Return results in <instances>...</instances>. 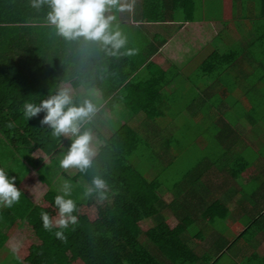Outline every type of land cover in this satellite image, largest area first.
<instances>
[{
    "label": "trees",
    "instance_id": "16d2710c",
    "mask_svg": "<svg viewBox=\"0 0 264 264\" xmlns=\"http://www.w3.org/2000/svg\"><path fill=\"white\" fill-rule=\"evenodd\" d=\"M139 1L135 4L134 0L131 12L112 8L106 13V16L115 17L112 25L128 18L132 34L145 39L137 41L146 43L141 54L129 57L111 55L110 46L106 48L99 42L83 38L66 40L58 35L56 27L47 19L51 11L47 4L37 10L31 6V0H0V121L12 126L10 130L0 126V137H4L12 148H17L13 157L8 156L10 162L21 163L14 171L10 164L4 165L0 161V168L11 178L28 162L42 181L48 178L53 183L61 175L71 186L77 211L81 208L92 211L98 206L103 209L99 216L106 218L103 222H93L83 210L78 222L69 230H63L67 237L65 241L57 239L55 232H51L55 228L44 229L42 213L29 218L32 238H45L47 242L57 244L37 257L33 264H51L53 252L56 255L63 253L66 264L77 260L83 264H200L202 260L206 264H218L236 243L242 239L251 241L261 232L264 211L234 240L222 235L225 246L219 253L201 254L193 246L194 242L199 244L205 239L202 226L213 220H220L222 225L229 221L232 210L226 199L230 200V194H242L243 204L249 201L256 210L264 201V125H260L264 124L262 35L258 34L251 42L240 41L238 46L229 47L221 31L214 40L217 46L210 44L202 50H191L179 57L177 63L165 56L159 57L167 42L162 38L155 39L146 25L201 22L204 15H209L206 11L212 9L211 2ZM234 2L233 11L242 16L248 14L252 4L264 18V0ZM258 27L264 28L263 25ZM127 48L128 45L119 52L123 53ZM157 58L164 61L156 62ZM194 61L196 64L192 65ZM185 83L186 88L183 87ZM169 87L172 96L166 93ZM61 90L69 91L76 106L90 100L96 111L106 106L115 107L119 117L129 118L123 120L127 124L117 123L116 131L107 137L97 133L91 119L96 111L81 123V133L89 131L101 141L91 167L84 172L62 170L55 161V154L67 140L65 136H54L49 126H41L45 113L29 120L23 114L24 103L39 105ZM181 104L184 109L177 112L187 115L190 122L193 117L188 115L192 112L194 121L200 123V131L195 132H199L198 137L204 140L201 148L213 150L212 144L218 143L224 154L218 159H213L210 152L202 155L174 183L170 196L162 179L151 176V172L157 168L155 174L169 170L184 148L176 137L182 130L177 124L178 118L168 119L172 116L171 108ZM254 113L259 120H255ZM140 117H144L142 128H132L131 120ZM246 123L258 136V139L253 137L257 142L256 153L242 139L248 133ZM206 134L214 138L212 142L207 141ZM14 139L17 140L15 144L12 143ZM242 146L248 151L244 148L241 151ZM36 150L42 151L41 158L33 157ZM21 156L27 158L26 162ZM250 157L254 160L250 161ZM49 159H54L51 161L56 167L53 174H49L50 164H45ZM142 159L152 163L149 174L153 179H148L139 169ZM252 166L259 169L258 174L244 184L242 176ZM97 176L108 184L104 199H100L97 191L85 196L86 189L92 187V180ZM221 181L224 186L219 187L217 184ZM58 194L60 191H52L46 200L53 207ZM80 194L83 197L77 200L76 195L80 197ZM168 211L179 221V226L184 227V232L172 230L164 215ZM147 221L154 224L146 230L143 224ZM255 262L264 264V258L257 256Z\"/></svg>",
    "mask_w": 264,
    "mask_h": 264
},
{
    "label": "crops",
    "instance_id": "0c3cea01",
    "mask_svg": "<svg viewBox=\"0 0 264 264\" xmlns=\"http://www.w3.org/2000/svg\"><path fill=\"white\" fill-rule=\"evenodd\" d=\"M234 1L235 0H216V3L220 4V11L224 12L226 16L230 17V13L231 11H233V6L235 3ZM139 2L140 1L137 0V4ZM250 6H253V8H251V10L249 9L250 11L247 15L242 16V14L238 12V18L245 20L240 23L247 24L249 28V31L245 35L244 39H240L237 36L238 41L251 42L252 40H255L256 37H258V34L262 35L264 39V28L262 29L261 27H258L261 25L264 26V18L261 17L260 10L255 8V5L251 4ZM229 8L230 10H228ZM240 10L241 8L239 9V11ZM204 17L207 18V15H204ZM221 19H224L222 17V14L221 16L217 14L215 20L209 18L206 20L204 19L201 22H188L183 25L179 22H168L152 23L147 24L146 26L151 29L150 32L154 35L155 39L162 38L167 42L166 45L163 47L162 51H164V56L167 59L173 61L175 58L181 57L179 55V52L181 51L180 46L173 48L170 45L172 39L177 38L178 35H184L182 37V41H188V39L190 38L189 36H191V38L197 37L193 39L192 43L190 42L192 50H202L210 44H213L215 38L221 35V31L223 32V38L225 39V42H227V40H232L230 38L228 39V37L230 36L228 35V26H224L229 21H222V23L226 22L223 25L221 24V22H219ZM231 22L237 23V21H230V23ZM217 24L221 25V31L219 33L216 29ZM224 32L226 33V35H224ZM247 38H249V41H247ZM189 52H191V50L188 51L186 54H188ZM168 89L166 93H168L169 96H172L170 87ZM253 134L254 138H258L256 132H254ZM71 137L72 136L70 135L69 138ZM65 138L69 139L66 136ZM248 144L253 149V153H256L257 150L255 146L250 143ZM26 163L28 164V162ZM58 163L60 165V162ZM24 167L27 168H24L26 171L24 170L23 172H19L17 174V176L19 177L16 178L15 182V186L22 192L19 202L15 203L12 207H4L3 205H0V264H29V259H33V264L37 260V257L43 256V254L48 253L45 251V249L44 252L43 250H39L42 252L38 253L36 256H34L35 254L32 253L35 252L37 248L36 246H33V244H36V242L33 241L34 238L31 237L28 219L43 212H47L50 217L51 215H53V218H56L54 217L55 214L50 213L51 211L48 208L49 203L45 199L46 194H49V190L45 187L42 180L38 178L35 168L30 169V167H27L26 165H24ZM252 167H255L257 169L256 174H258L259 169L256 166ZM61 169L68 170L63 168ZM20 171H22V169ZM248 172L249 170L245 172L242 176V181L244 184H248L252 177L256 175L251 173V177H247L246 174H248ZM64 183V177L60 175L57 180L52 183L53 190L51 191H55V185H61L63 187ZM222 184L223 181L218 182L217 185L219 187H222L224 186V184ZM34 185L37 186V189H34ZM241 200L243 201V197L240 193H236L235 195L230 194V200L226 199L227 203L230 205L232 210L231 218L227 223L222 225L220 223V220H213L209 224L202 226V233L205 236V239H202L199 244L197 242L193 243V246L198 249L201 254L204 249L210 251L211 249H213L214 251H217V253H219L225 246V239H229L230 241L234 240L245 230L248 224L252 223L251 220L253 218L257 217L260 212L264 211V201L263 203L261 201L262 206L260 207V209L256 210L249 205V201L246 205H244L243 203L245 202H242ZM103 218L105 217L101 215L99 216V219H101V221L99 219H94L92 221L103 222ZM262 220L264 221V219H261L260 228L262 229L261 232L258 233L257 238H249L251 241L248 242L245 239H242L240 242L236 243L231 250L228 251V253H230L232 250H235V261L237 259H243L244 263L246 264H254L253 262L257 256H259L260 258H264V222H262ZM216 222L217 224L219 223L218 226L215 228L212 227ZM172 225L173 224H170L171 228L176 227V225ZM210 228H212L213 231ZM177 229L174 230L172 228V230L177 233L184 232V227H181L180 231H177ZM181 230L183 231L181 232ZM222 235L225 237V239H223ZM5 236L7 237L4 240ZM18 238H20L19 241L15 242ZM1 242L4 244H2ZM147 244L148 246H150L151 243L149 242ZM39 245H41V243H39ZM64 256L63 253H58L56 258H51V264H66L67 259L65 258L66 256ZM71 264H83V262L81 260H77Z\"/></svg>",
    "mask_w": 264,
    "mask_h": 264
},
{
    "label": "clouds",
    "instance_id": "9594fccd",
    "mask_svg": "<svg viewBox=\"0 0 264 264\" xmlns=\"http://www.w3.org/2000/svg\"><path fill=\"white\" fill-rule=\"evenodd\" d=\"M47 4L51 11L47 15L50 24L57 29L58 35L66 40L83 38L85 41L99 42L106 48L110 46L111 55L134 56L138 49L127 48L123 53L119 50L126 48L128 38L121 31L112 30V15H107L112 8L119 11L131 12L134 0H31V6L39 10ZM96 111L90 100H85L82 105L73 104L68 90H61L55 95L49 96L39 105L26 102L23 105V114L29 120L37 117L41 112L45 113L40 121L41 126L47 125L53 130L54 136H74L75 139L67 154L60 161L63 169H78L81 172L89 169L92 158L95 155L92 149V134L89 131L81 133V123L88 120ZM16 178L9 177L3 168H0V205L12 207L19 202L22 192L15 186ZM108 184L99 176L92 180V187L86 189L85 196H91L93 191L100 194V199L105 198ZM62 194L55 197V207L58 209V218L50 217L47 212L41 214L45 230L54 227L61 229L55 232L57 239L65 241L67 237L64 229L78 222V217L73 215L77 211L76 203L66 198L71 194V186L65 181L60 189Z\"/></svg>",
    "mask_w": 264,
    "mask_h": 264
},
{
    "label": "rangeland",
    "instance_id": "374dc122",
    "mask_svg": "<svg viewBox=\"0 0 264 264\" xmlns=\"http://www.w3.org/2000/svg\"><path fill=\"white\" fill-rule=\"evenodd\" d=\"M207 2H211L209 4H211L210 6L212 7L213 10L210 9L209 11H206L207 13H209V15H207V18L205 17V20L209 19V18L215 20L216 17H217V14L220 15V16L222 14V17L224 19H221L219 22H221V24L224 25L226 22L222 23V21H229L227 24L224 25V26H228V31H229L228 35H230L228 37V39L229 38L232 39V40H227L228 46L229 47H236L239 44H241L240 41H238L237 36L240 39H244L245 35L249 31V28H248L247 24L240 23V22L245 21V20L241 19V18H238V11H231L230 17H228V16L225 15L224 12L220 11V9H221L220 8V4L216 3V0H207ZM136 3H137V0H135V4ZM228 10H230V8ZM227 15H228V11H227ZM125 18H127V17H125ZM127 19L125 21H122V23H121V21L120 22H118V21L115 22L112 25V29H113V31L119 30V31L122 32V34L127 36V38H128V44H127L128 48L138 49V53L137 54H141L140 52H141V49L143 48L142 46H144V44H146V43L145 42H140L139 43L137 41H145V39L143 37H139L138 35L132 34V31H130L131 28H130V25H129L130 21H127ZM230 21H237V23L231 22V23L234 24L233 25V24L230 23ZM216 29H217V31L219 33L221 31V25L217 24L216 25ZM224 35H226L225 32H224ZM183 36L184 35H178L177 38L172 39V41L170 42V45L173 48L180 46V50H181L179 52L180 56H183L188 51L192 50L190 42L192 43L193 39L197 38V37L191 38V36H189L190 38L188 39V41H186V40L182 41V37ZM214 44H216V43L214 42L212 45H214ZM214 46H217V45H214ZM198 50H200V49H198ZM163 56H164V51H162V55H160L159 57L163 58ZM203 57H204V53H203V55H201V58H203ZM174 60H176V62L178 63V60H180V59L177 57ZM155 61L156 62H163L164 60L157 58ZM195 64H196V62L194 61L192 63V65H195ZM177 80L179 81L180 78H177ZM174 84L177 85L178 87L181 86L180 83H175L174 82ZM183 87L186 88V83H185V85H183ZM180 92L186 93L187 91L181 90ZM187 94H190V93L188 92ZM190 97H188V98H190ZM182 103H184V102H182ZM179 109L180 110L184 109V105L183 104L176 105V106L173 107V109L171 108V112L170 113H171L172 116L168 117V119L172 120V119H175L176 117L178 118L179 121H178L177 124L182 130H180V131H178L176 133V137L181 142V144L183 145L184 148H183L182 151L180 150V152H179V154L177 156V159L175 160V163L171 167H169V170L160 171L159 173L155 174L154 171H156L158 168L157 169L154 168L156 170H153L151 172L152 173L151 176L154 175V177L156 176V178L160 177L162 179V181L164 183V189H165L166 193L170 194V196H172L171 193H170V190L173 188L174 183L177 182L178 180H180V178L183 175V173L185 172V170H187L188 168H191L192 166H194L198 162L199 158L202 155H205V153L209 154V152H210L211 153L210 155H211V157L213 159H218V158H220L222 156V154H224V149L218 143H216L214 145L211 143L212 146H213V150H210V148H207V147L205 149H204V147L201 148V142L204 141V140L201 137H198L197 134L199 132H195L196 130L200 131V128H201L200 127V123L194 121V116H192V112H190L188 116L189 117H193V121L192 122L188 121L187 118H186L187 115H181V113L177 112ZM118 115H119V113L115 110V107L113 109L111 107H107L106 106V107H102L101 109H98L95 112V116L91 118V119H93V122H94L95 128L97 130V133L100 132L103 136L107 137L111 133L116 131L117 123L127 124V122H123V120H128L129 118H126V117H122L121 118ZM252 115H253V113H252ZM254 118L256 120H259V116L256 115V113H254ZM120 121H122V123ZM143 124H144V117L137 118L136 120L135 119L131 120V122H130V125L132 126V128H136V129H139V130L142 128ZM247 125L248 126H246V128H247V132L248 133L246 135H243L242 139H244L246 142H248L250 144L253 143V146H255V144L257 142L253 141L254 129L252 130L253 131L252 132L251 131L252 127L250 126V124L248 123ZM260 125H264V124H260ZM0 126H3L5 128H7V130H10V128L12 127L10 123H6V122H3V121H0ZM202 136H204V134ZM66 137L69 138L70 135L66 136ZM205 138L207 139V141H211V142L214 139L210 135H207V134H206ZM74 139H75L74 136L69 138V139H66L67 140L66 144L58 151L59 153L55 154L54 159H55V161L57 163L61 161L60 159H63V157L67 153V150H69V148L71 146V143L73 142ZM256 139H258V138L256 137ZM16 141L17 140L14 139L12 143L15 144ZM100 145H101L100 139L96 135H93L92 136V149H93L95 155L97 154V151H98V148H99ZM0 147H2L1 150H0V161L4 165L10 164V167H12L11 170L16 171V169L21 166V163H19V165L14 163V161L11 163L10 161H12V160L11 159L9 160L8 156H10V158H11V156L13 157L14 152L17 153L16 150H15L17 148L16 147L12 148L4 137H0ZM241 148H242L241 151H243V148H244V151H248L247 149H245V146H242ZM255 148H256V146H255ZM259 148H260V146H259ZM32 155H33V157L35 159L41 158L42 157V151L41 150H39V151L36 150ZM94 156H93V158H94ZM2 158H4V161H6V162H3ZM26 159H27L26 157L22 158V156H21V160L23 162H26ZM54 159L45 160L46 161L45 164H47L48 166L50 164L49 167L51 169L49 171V174H51V173L53 174L55 172V170H56L55 169L56 168L55 164L53 163ZM251 160H254L253 157H250V161ZM51 161H53V162L51 163ZM25 165L27 167H30V169H34V167H31V165H29L27 163H25ZM140 165H139V167H140L139 169L142 171V173L148 179H150V178L153 179V177H151L150 174H149L150 169H152L151 168L152 163L150 162V160L142 159ZM24 168L25 167H22L21 168L22 171H20V172H23L25 169H27V168H25V169ZM6 169L10 170L9 167H7ZM251 173L256 174L257 173V169L255 167H252V169L249 170L248 174H246L247 177H251V175H250ZM17 177H19V176L16 175L15 178H17ZM42 182L44 183L45 187L49 190V193L52 192L51 191V190H53V186L51 184L52 182H50V180L48 178L44 179ZM34 187H35L34 189H37L36 185H34ZM54 188H55V191L57 190V192H58V191H60L62 186L61 185H55ZM48 196H49V194L47 193L46 196H45L46 200L48 199ZM76 197H78L77 200H79V199H82L83 196H82V194H80V197L77 196V195H76ZM66 198L75 199V195H74V193L71 192L70 196H68ZM48 208L51 211L50 213L55 214L54 217L58 218V209L56 207H53L51 204H49ZM86 209H89V210H86ZM83 210H85L84 212L86 213L87 216H89V218L91 220L99 219V215L103 212V209L99 208L98 206H96V207H94V209H92L93 212L91 211L90 208H83ZM83 210L81 208L80 210L74 212L73 215H76L78 217V220H79L81 218V216L83 215V212H82ZM164 215L166 217H168L169 224L176 225V227H172V228L174 230L178 228L177 231H180V228L182 226L181 225L179 226V223H178L179 221H177L174 218V215L171 212H169V211L166 212ZM51 217H53V215H51ZM262 222H264V221H262ZM220 223L222 224V222H220ZM153 224H152V222H148L147 221L143 225H146V229H148ZM218 224L216 222V223H214L213 226L212 225L211 226L215 228V227L218 226ZM72 226H74V225H70L69 228H72ZM69 228L67 230H69ZM194 229L195 228L193 227L192 230H194ZM210 229L212 230V228H210ZM59 230H61V229L55 228L51 232L54 233V232L59 231ZM182 231L183 230H181V232ZM51 237H52V235H50V238ZM19 239L20 238H18L15 242H18ZM43 240H39L38 238L34 237L33 241H35L36 244H33V246H36V248H37V250L35 252H32L33 254H35L34 256H36L38 253L42 252V251H39V250H43V252H44V249H45V251L48 252L50 249L52 250V247L54 245H57V244H54L52 242H47L45 238H43ZM39 241H41V242H39ZM39 243H41V245H39ZM206 252H211V254H215L217 251H212V249H211V251L207 250V249H204L202 254L206 253ZM234 255H235V250H232L230 253L227 252L224 255V257L222 258V260L219 262V264H246V263H244L243 259H241V260L237 259L235 261V256ZM52 256H53L52 258H56L57 257L55 252H53ZM32 262H33V259H29V264H32ZM255 263L257 264L258 262H255ZM200 264H206V263L202 260V262H200Z\"/></svg>",
    "mask_w": 264,
    "mask_h": 264
}]
</instances>
